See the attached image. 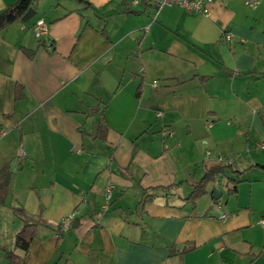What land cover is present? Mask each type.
I'll return each mask as SVG.
<instances>
[{
    "label": "crops",
    "instance_id": "crops-1",
    "mask_svg": "<svg viewBox=\"0 0 264 264\" xmlns=\"http://www.w3.org/2000/svg\"><path fill=\"white\" fill-rule=\"evenodd\" d=\"M86 1L32 0L31 18L0 31V166H20L0 205V264L22 225L15 204L38 221L19 264H264V176L230 175L224 202L211 183L185 199L204 163L264 172V0L215 1L209 16Z\"/></svg>",
    "mask_w": 264,
    "mask_h": 264
},
{
    "label": "trees",
    "instance_id": "trees-1",
    "mask_svg": "<svg viewBox=\"0 0 264 264\" xmlns=\"http://www.w3.org/2000/svg\"><path fill=\"white\" fill-rule=\"evenodd\" d=\"M79 3L89 5L90 3L86 0H76ZM32 0H15L14 2L8 4L3 10L0 11V31L13 23L21 19L22 15L31 7ZM28 54H32L33 51L26 50ZM140 84L137 87L139 89ZM22 86L19 83L15 85V99L21 98L23 94H21ZM255 166L264 167L261 164H255ZM14 167L12 164V159L5 162L0 166V205L7 204L8 191L11 178L14 172L19 168ZM226 168H231V164L224 160H217L216 162L204 163V172L199 177H196L194 173L191 174L192 182L188 184L191 186L190 192L185 197V199L191 202L192 206L195 205L196 200L206 194L207 186L209 183H212L216 180V178L223 173ZM228 182L231 183V186H227L226 193L227 194H235L237 191V183L238 180L234 178H229ZM155 194L144 192V198L142 202L153 199ZM141 203V202H139ZM13 212L22 220L21 227L15 232L13 237V246L8 249L5 248V257L8 259L10 264H19L21 260V255H19L16 250H22L24 253L28 252V248L30 242L32 241L36 227L38 225V221L30 220L27 216L26 210L15 204L11 206ZM76 219L73 224H75ZM72 224V225H73ZM194 244H190L183 248L181 252L184 253L192 248H194ZM176 254V253H175Z\"/></svg>",
    "mask_w": 264,
    "mask_h": 264
},
{
    "label": "built area",
    "instance_id": "built-area-1",
    "mask_svg": "<svg viewBox=\"0 0 264 264\" xmlns=\"http://www.w3.org/2000/svg\"><path fill=\"white\" fill-rule=\"evenodd\" d=\"M136 2V0H134ZM152 4L154 6V12H157L158 9L165 5H178L186 10L199 12L200 14L204 16L210 15V4L215 1H225V0H151ZM245 4L255 6L258 3V0H244ZM148 26H145L146 29ZM47 22L43 18H38L33 26L34 35L37 38H42L47 33ZM221 40L223 42H230L232 41V34L229 30H222L221 32ZM157 81L154 80L152 82V86H156ZM161 133L164 137L172 135V131L169 128H163L161 130ZM75 149V148H74ZM76 151H79V149H75ZM231 165L232 162L228 161ZM114 189V185L112 183H108L104 189V195L106 200L110 199L112 195V191ZM227 214L223 213L221 214V217H226ZM75 220V216L73 212H70L69 214L63 216L60 220V226L63 229H67L72 226L73 222ZM259 224L262 228V231L264 233V218H261L259 220Z\"/></svg>",
    "mask_w": 264,
    "mask_h": 264
},
{
    "label": "rangeland",
    "instance_id": "rangeland-1",
    "mask_svg": "<svg viewBox=\"0 0 264 264\" xmlns=\"http://www.w3.org/2000/svg\"><path fill=\"white\" fill-rule=\"evenodd\" d=\"M230 175H234V177H239V178L242 177V178L253 179V177H263L264 172L262 169L252 168L250 170H244L242 173H234V172H231L229 168H227L224 173L219 175L216 178V180L210 184V187L213 186L214 190L222 193V196L220 197L222 202H224L225 197L227 195L226 193L227 186H231V183L228 182V179H227ZM248 184L250 183L244 182L243 185L241 186V190H242L241 197L242 198L245 197V199L247 198Z\"/></svg>",
    "mask_w": 264,
    "mask_h": 264
},
{
    "label": "water",
    "instance_id": "water-1",
    "mask_svg": "<svg viewBox=\"0 0 264 264\" xmlns=\"http://www.w3.org/2000/svg\"><path fill=\"white\" fill-rule=\"evenodd\" d=\"M35 11L32 7L28 8V10L22 15L21 20H27L29 18H31L34 15ZM213 195L215 197H219L220 196V192H217L216 190L213 192Z\"/></svg>",
    "mask_w": 264,
    "mask_h": 264
}]
</instances>
